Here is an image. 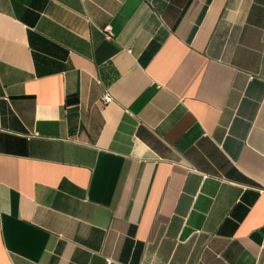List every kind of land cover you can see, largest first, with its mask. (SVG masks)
Masks as SVG:
<instances>
[{
	"label": "crops",
	"instance_id": "obj_1",
	"mask_svg": "<svg viewBox=\"0 0 264 264\" xmlns=\"http://www.w3.org/2000/svg\"><path fill=\"white\" fill-rule=\"evenodd\" d=\"M0 264H264V0H0Z\"/></svg>",
	"mask_w": 264,
	"mask_h": 264
},
{
	"label": "built area",
	"instance_id": "obj_2",
	"mask_svg": "<svg viewBox=\"0 0 264 264\" xmlns=\"http://www.w3.org/2000/svg\"><path fill=\"white\" fill-rule=\"evenodd\" d=\"M104 31L106 32V35H107L108 37L111 36L110 26H105ZM104 100H105L106 102H108V101L111 100V97H110L108 94H106V95L104 96Z\"/></svg>",
	"mask_w": 264,
	"mask_h": 264
}]
</instances>
